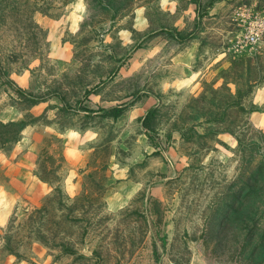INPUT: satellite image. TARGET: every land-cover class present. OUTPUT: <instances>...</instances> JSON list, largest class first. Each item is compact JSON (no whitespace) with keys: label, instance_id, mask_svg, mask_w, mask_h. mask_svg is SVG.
<instances>
[{"label":"rangeland","instance_id":"rangeland-1","mask_svg":"<svg viewBox=\"0 0 264 264\" xmlns=\"http://www.w3.org/2000/svg\"><path fill=\"white\" fill-rule=\"evenodd\" d=\"M73 1L0 0V264H264V0Z\"/></svg>","mask_w":264,"mask_h":264},{"label":"crops","instance_id":"crops-1","mask_svg":"<svg viewBox=\"0 0 264 264\" xmlns=\"http://www.w3.org/2000/svg\"><path fill=\"white\" fill-rule=\"evenodd\" d=\"M137 1L139 2L135 4L132 11L116 14L117 17L111 20L114 33H120L122 36H126V33H147V37L152 33H157L156 37L160 38V33L165 34L164 32L170 29L189 30L190 23L195 22V0H156L157 13L164 16L165 22L169 19L170 24H163L153 31L149 9L142 2L143 0ZM66 9L63 18L61 17L49 27L50 33L53 31V33H77L81 29L82 23L91 14L88 0H74L66 5ZM65 50L68 49H64L62 52L64 53Z\"/></svg>","mask_w":264,"mask_h":264},{"label":"built area","instance_id":"built-area-1","mask_svg":"<svg viewBox=\"0 0 264 264\" xmlns=\"http://www.w3.org/2000/svg\"><path fill=\"white\" fill-rule=\"evenodd\" d=\"M250 20L253 17L247 16ZM254 21L252 20L250 23V26L248 27V30L246 33L243 35V42L246 43V45H256L259 43L260 39L264 35V19L259 18L255 19L253 18Z\"/></svg>","mask_w":264,"mask_h":264}]
</instances>
